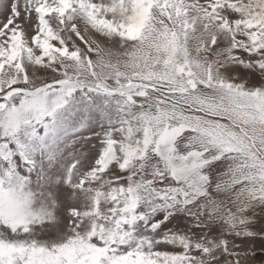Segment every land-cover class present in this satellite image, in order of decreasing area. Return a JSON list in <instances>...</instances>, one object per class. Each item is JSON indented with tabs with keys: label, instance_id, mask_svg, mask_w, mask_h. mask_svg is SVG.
Instances as JSON below:
<instances>
[{
	"label": "snow or ice",
	"instance_id": "snow-or-ice-1",
	"mask_svg": "<svg viewBox=\"0 0 264 264\" xmlns=\"http://www.w3.org/2000/svg\"><path fill=\"white\" fill-rule=\"evenodd\" d=\"M264 0H0V264H264Z\"/></svg>",
	"mask_w": 264,
	"mask_h": 264
},
{
	"label": "rangeland",
	"instance_id": "rangeland-1",
	"mask_svg": "<svg viewBox=\"0 0 264 264\" xmlns=\"http://www.w3.org/2000/svg\"><path fill=\"white\" fill-rule=\"evenodd\" d=\"M253 231H264V218L257 217L256 223L253 225ZM246 246L248 248H254L259 251L261 248H264V239L260 237L249 238L246 241Z\"/></svg>",
	"mask_w": 264,
	"mask_h": 264
}]
</instances>
